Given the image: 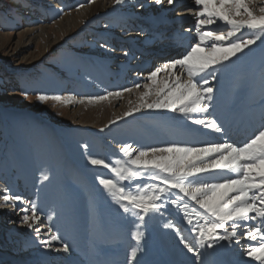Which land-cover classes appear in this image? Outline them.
Masks as SVG:
<instances>
[{
	"label": "snow or ice",
	"instance_id": "snow-or-ice-1",
	"mask_svg": "<svg viewBox=\"0 0 264 264\" xmlns=\"http://www.w3.org/2000/svg\"><path fill=\"white\" fill-rule=\"evenodd\" d=\"M113 2L115 5L136 4L137 0ZM152 2L161 5L164 0ZM167 4L173 5L174 0H167ZM194 6L197 10L189 9L194 19V42H190L182 54L151 70L145 83H135L133 88L126 87L121 91L89 98L87 102L91 104L109 100L110 97L121 98L125 92L131 94L134 89H143L138 91L136 103L128 101L131 107L124 112V117L142 109H163L179 112L195 125L223 133V126L209 112L214 98L211 81L217 79V73L233 57L238 59V54L251 51L257 42L264 46V0H194ZM139 7L143 8L144 4H139ZM188 31L193 32V29ZM34 99L38 102L53 100L72 103L75 98L39 94ZM193 114H202L203 118H193ZM110 123L115 124L116 121ZM83 147L86 149L87 145ZM120 151L124 159L111 162L89 158V162L113 174V178L98 176L99 184L123 213L133 218L131 223L136 230L131 236L136 245L131 250L129 264L133 261L139 264L137 251L144 236L139 229L145 223V218L150 219L169 202L183 212V218L191 226V237H185L179 229L176 231L180 243L192 254L193 264H210L206 259L210 255L207 249L214 248L219 241L239 244L238 236L246 242H256L247 249L242 247V256L264 264V123L239 145L224 141L208 143L203 147L171 144L145 149L125 144ZM209 172L223 173L222 182L201 179L202 174ZM144 177L155 182L135 183L143 181ZM41 178L47 180L48 176L41 173ZM121 181L129 183L125 185ZM0 201V207H16L19 203L20 211L13 214L36 233L45 248L59 242L62 248L57 251H71V246L53 233L51 227H47L44 233H51L50 239H40L41 227H34L41 222L35 202L10 193L8 188L0 190ZM48 219H52L51 215ZM250 221L257 223L252 225ZM170 226V223L165 224V227Z\"/></svg>",
	"mask_w": 264,
	"mask_h": 264
},
{
	"label": "rangeland",
	"instance_id": "rangeland-1",
	"mask_svg": "<svg viewBox=\"0 0 264 264\" xmlns=\"http://www.w3.org/2000/svg\"><path fill=\"white\" fill-rule=\"evenodd\" d=\"M94 1L0 0V181L2 184L4 182L8 184L9 179L16 178L20 186L26 182L35 198H37L36 195L43 196V199L46 198L51 203L53 219L59 220L61 217H65L67 220L72 215L70 222L77 218L81 205L83 208H87L81 210L80 213L91 212L87 205L80 203V197L85 195L86 189L88 191L92 189L90 193L93 191L92 202L94 204H92L97 209L95 213L102 219L104 214H110L117 232L124 231L122 233L124 235L125 231L129 229L118 223L127 221L128 218L130 221L133 218L127 217V214L123 213V210L119 208V205L97 179L98 176L113 178V174L102 166L94 168L87 165L89 158H102L111 162L124 159L125 157L120 151L123 145H116L114 141L105 142L106 140L104 141L100 136L101 129L89 127L85 123L86 120L80 117V106L86 104L89 98L103 96L108 92L121 91L126 87L132 88L136 81L138 83L145 79L143 77H132L133 80L128 78V75L130 76L136 71L138 64L141 65L149 61V70L152 69V66L154 70L157 64L154 60L152 61L154 56L152 58L148 54L140 56V53L137 54L136 48L134 50L124 45L123 42L120 43L119 39L126 36V31L132 33L134 28L140 29L141 27V32L148 30L145 26H140L142 24L138 26L135 21L130 23L129 19L124 16H121V19H117L115 16L111 17L110 14L95 16L77 30H73L65 36L60 35L56 23H59L63 17L70 13L76 12L80 5L88 7L87 5ZM165 2L166 0L159 5L160 8L154 7L153 9L150 6L145 9L144 7L140 8V2H137L138 4L127 3L124 6H117V10L133 11L147 17V10L161 14L163 9H168L170 5ZM179 2H175L173 4L175 7L170 8V13L166 16L168 19L173 17L175 19L177 11L185 8L181 6V0ZM39 27L48 31L49 37L44 36V39L48 37V44L41 38L25 39L24 31L36 30ZM151 31L153 29L142 34L148 36L152 34ZM156 32L164 33V30ZM55 37H58L59 40L54 44ZM20 40H22L21 43H18ZM144 40L145 38H143ZM152 42L154 43V41ZM152 42L147 43V46H150ZM139 43H136L138 48H143L146 45ZM238 55V59L233 57L227 65L249 66L250 63H245L244 60L259 56L254 60L256 61L264 57V46L257 42L252 46L251 51L246 50L245 53ZM119 66H125V68ZM117 70L124 73L122 79L115 72ZM226 70L228 69L224 67L221 72ZM142 71L144 70H141L139 74L145 75ZM217 79L221 81L224 79V75L219 74ZM211 83H215V80ZM221 85L218 84V87ZM39 94L58 95L64 99L72 96L75 99L72 103L53 100L38 102L34 97ZM81 100L84 102L80 103ZM118 107L116 106V108ZM60 109L65 110L61 112ZM169 121L170 116L163 117L162 123L164 124L157 128L161 129L158 131V135L161 137L162 133H166L167 135L172 134L173 138L180 132V130L174 131L169 128L171 127ZM127 143L133 144V142L129 143V139H127ZM84 145H87L86 149L83 147ZM150 145H143V147L145 149L156 147L152 143ZM164 146L160 145L159 147ZM98 167H102V171L98 170ZM90 169L91 172H89ZM41 173L46 174L48 179L42 180ZM210 173L202 174L201 179L204 180L205 174L210 176ZM84 180L86 183L83 182ZM149 180L144 177L143 181L135 183L155 182ZM87 183L89 187L86 186ZM121 183L127 185L129 182L121 181ZM132 190H135L134 186ZM39 199L41 198L39 197ZM193 206L195 205L193 204ZM166 210L169 214L174 210H176L175 212L181 211L177 207L173 209V206ZM0 215L3 216V213L0 212ZM167 221L170 222V219ZM100 225L93 226L99 227ZM131 225L132 223L129 226ZM20 226L16 227L21 229L22 226ZM9 227V223L3 225L0 221L1 238H5L4 228L9 229ZM139 230L145 233L146 227ZM121 235L117 236L123 237ZM149 247V239L143 240L142 248L145 254Z\"/></svg>",
	"mask_w": 264,
	"mask_h": 264
},
{
	"label": "bare ground",
	"instance_id": "bare-ground-1",
	"mask_svg": "<svg viewBox=\"0 0 264 264\" xmlns=\"http://www.w3.org/2000/svg\"><path fill=\"white\" fill-rule=\"evenodd\" d=\"M137 2L144 3V9L148 6H150L151 9H153L154 7L160 8V6L159 5L156 6V4H154L152 2V0H137ZM175 2H179V1L174 0V3ZM165 4H167V0H166ZM124 5H127V3L122 4V5H115L113 0H95L94 2H91L90 4H88L87 5L88 7H84V6L79 7L78 10L76 9L77 10L76 12H72L69 15L63 17L59 21V23H56V27H57L58 31L60 32V35L65 36L68 33L72 32L73 30L74 31L77 30L80 26H82V24H86L90 20V18H93V17L95 18V16L108 15V14H110L111 17L115 16L117 19H121V16H124L125 18L127 17L129 19L130 23L135 21L136 23H138L137 24L138 26L141 23H143V24L148 25V27H151L150 29H154L155 27H159V28H161L160 31L164 30V33L163 32L160 33V32L155 31V32H152V34H149L147 36V35L142 34L145 32H141V29H135L134 28V31H133V28H132V31H133L132 33H131V31H129V32L126 31V36L124 38L121 37L119 39L121 41L120 43L123 42L124 45L131 47L132 49H134V48L138 49L140 54L151 55V58H152L154 56V54L156 53V51L160 48V46H166V43L170 40V39H168L170 34L163 35V34H166V31H168V32L171 31L170 28H172V27L176 28L177 30L181 29V27H180L181 24L183 22H186L188 24V27H186L187 29L184 28V30L182 32H188V30L190 29V27L193 24V23L190 24L189 19L186 17V15L190 12L189 9H192V7H190V6L182 8L181 10L177 11V13H176L177 15H176L175 19H172L171 22H167L164 24L163 20H161V17L167 16V14L170 13V8L173 5H170V7H168V9H163L160 16L158 15V13H156V11L147 10V14H148L147 17L138 15V14L134 13L133 11L127 12L128 10H126V11L117 10V6H124ZM173 7H175V6H173ZM180 17H184V18H180ZM176 18H178V19H176ZM174 20H177V21L175 22ZM152 22H154V25H152ZM173 23H175V26H172ZM166 26H168V28ZM164 27H166V28H164ZM92 30H94V29H92ZM146 33H148V32H146ZM23 34H24L25 39H33V40L40 39V38L44 39V36L49 37L48 31H46L45 28H43V27H39L36 30L30 29V30L24 31ZM185 36L186 35H184V33H182L181 37H185ZM48 37H47V39H44V41H46V44L49 43ZM143 38H145L144 41H143ZM58 40H59V38L55 37V39L53 40L54 44L57 43ZM21 41L22 40L18 41V43H21ZM150 41H157L156 42L157 49L154 52L149 50L147 46L146 47L148 50H146L145 53H144V50L142 48L137 47V44H136L137 42L138 43L140 42L139 44L142 45L144 43L147 44ZM174 52L178 53L179 51L175 50V51H173V53L169 54V57L168 56L167 57L170 58V57L174 56V54H175ZM165 60H167V59L157 60L158 62L156 63L157 64L156 66L158 67V66L162 65L165 62ZM120 64H122V63L120 62ZM142 64H144V65L141 66L138 64V66H137V70L139 71L138 73H132L130 76L128 75V78H131V80H133L132 77H136V76L145 78V79L141 80L140 82H138L141 84L146 82V77H147L148 73L151 70H153V66H152V69L149 70V68H150V62L149 61L146 63H142ZM119 67L125 68V66H123V67L119 66ZM106 69H107V67H106ZM141 70H144L143 72L145 73V75L139 74ZM115 72H117V75L119 77H121V79L123 78L122 75L124 73L123 72L121 73V70H117ZM162 75L163 74H161V76ZM136 83H137V81H136ZM247 85H248V83H247ZM98 89H100V88H98ZM142 90L143 89H141V90H135L134 89V91L131 94L125 92L121 98L110 97L109 100L99 101V102L91 103V104L87 102L88 103V104L86 103L87 105L84 104L83 106H80V111H81L80 117H82L86 120L85 123H87V125H89V127L95 128L97 130L104 129L101 132L100 136H102L104 141L106 140L105 142L114 141L115 142L114 144H116V145L117 144L125 145V144H128L127 139H129V143L133 142L132 145H133V147H136V148H144L143 145H145V144L150 145V143H152L153 146L156 145V147H159L158 143L160 141H162V137L160 135H158L159 130L157 128L161 127L162 124H164V123H162L163 117H169L170 116V121L168 123L170 124L171 127H169V128L173 129L174 131L181 129L178 126H180V127L190 126L192 128H196V129L203 127L200 125L193 124L190 119L183 117L179 112L174 113V112H170L168 110H163V109H161V110L142 109L140 112L134 113L132 116L124 117L123 116L124 112H126L129 109V107H131V105L129 104L128 101L132 100L133 103H136L138 100V91H142ZM85 94H87V93H85ZM116 106H119V107L116 108ZM64 110L62 109L61 112H63ZM163 113H165V114H163ZM118 117H123V118L117 119ZM193 118H203V115L202 114H193ZM113 120L116 121L115 124L110 123V121H113ZM106 125H108V126L105 127ZM29 147H31V146H29ZM87 161H88L87 165L89 164V165H91L90 167H92V166L94 168L96 167V166L92 165L89 162V160H87ZM29 167H31V166H29ZM101 168L98 167V170L99 169L101 170ZM85 169H86V167H85ZM89 172H91V169ZM30 175L32 176V174H30ZM81 177H83V176H81ZM83 178H82V180H83ZM204 180L213 181V179L210 176H208L207 174H205ZM144 181H146V180L144 179ZM83 182L86 183L85 180ZM88 185L89 184L87 183L86 186L89 187ZM86 190L87 191H86L85 195L80 197L81 203L85 204V206L87 205L89 207V209L91 211H93V208H91L94 206L93 205L94 203L92 202V194H93L92 192L93 191L90 193V191L92 189L90 191H88V189H86ZM42 191H44V190H42ZM91 205H93V206H91ZM164 210H165V208L163 207V208H161L160 212L168 213L167 210H165V211ZM159 213L153 214L150 219L148 217H146L145 223L140 228V229H143L144 226L146 227V232L144 234V237H146V238L148 237L149 243H150V247L148 248L147 252H149V253H153V252L154 253H161L162 255L158 254V256H154V259L157 260L158 262H161L162 259L164 261L165 259L163 258L164 257L163 255H167V256H173L172 259H173V262H175V263L179 262L180 264H185V263L190 264V262H188V260H190V261L192 260V258H193L192 254L188 253L187 250L180 243L179 236L176 234L177 229L174 227V224L176 226H178L179 224H182L183 220H181L180 217L183 218V216H184L183 212L179 211V212H173L170 214L168 213V216H170L174 220V224L170 223L169 221L165 222L163 220L158 219V217L156 215H158ZM84 214H88L90 217H93V218L97 217L96 222H100V223H96L94 225L101 224V221L103 220L101 218V216L98 214H94V213H90V212H85ZM0 217H2V219H0L1 222L5 221L4 216L0 215ZM127 217H129V216H127ZM126 219H122V220H126ZM128 219H127V221L119 222V223L125 222V227L127 226L129 229V230L125 231L124 235L122 234L124 236L123 238H125V236L130 237L132 230L135 229L133 224L131 226H129L131 224V220L128 221ZM169 223L171 224V226L165 227V224H169ZM94 227H97V226H94ZM41 232H42V230H41ZM123 232L124 231H122L121 233H123ZM25 233L27 234L26 240L28 241V244L30 246L39 245L38 239L35 240V239H32L30 237L29 233H32V230H30L26 226H25ZM90 233H93V231H90ZM117 233H118L117 229L115 227V224H113V223H111L107 227H105V226L101 227V225H100L99 227H97L96 234L94 236H92L93 238H95L92 242L98 244L99 246L100 245L106 246V242L109 244L114 243L115 241L118 242L119 238H121V237H118ZM180 233L183 234V232H181V231H180ZM144 237H143V239H144ZM128 241L129 240H127L123 243L124 246L127 244ZM140 244L141 245H140L139 251H142V249H143L142 248V241ZM57 245L59 247L54 248L55 252H57L56 249H61V244H57ZM47 250L48 249H45V247L39 248L37 250V253H38V255H45L48 253ZM87 250L88 251H86V260L88 262L85 261L86 264L89 263V261L91 260V256L94 255V251L91 248H89ZM144 254L145 253H141L142 256ZM235 254H237V253L235 252ZM58 255L60 257H63L65 255V252H61ZM17 257H20V255H16V258ZM121 258H122V260H124L125 256H121ZM129 258H130V256H129ZM137 258H138V255L136 257V260H137ZM126 259H128V257ZM17 263L18 264H25V261L19 260ZM139 264H143V263L140 261Z\"/></svg>",
	"mask_w": 264,
	"mask_h": 264
}]
</instances>
